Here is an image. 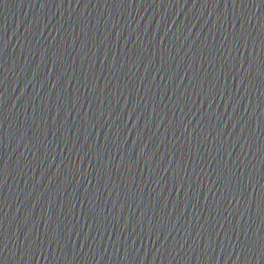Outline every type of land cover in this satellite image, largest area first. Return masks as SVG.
<instances>
[{
	"label": "water",
	"instance_id": "water-1",
	"mask_svg": "<svg viewBox=\"0 0 264 264\" xmlns=\"http://www.w3.org/2000/svg\"><path fill=\"white\" fill-rule=\"evenodd\" d=\"M261 0H0V264H264Z\"/></svg>",
	"mask_w": 264,
	"mask_h": 264
},
{
	"label": "snow or ice",
	"instance_id": "snow-or-ice-1",
	"mask_svg": "<svg viewBox=\"0 0 264 264\" xmlns=\"http://www.w3.org/2000/svg\"><path fill=\"white\" fill-rule=\"evenodd\" d=\"M261 2L264 3V0H261ZM261 205H262V210H264V198H262ZM262 254H264V253H262Z\"/></svg>",
	"mask_w": 264,
	"mask_h": 264
}]
</instances>
